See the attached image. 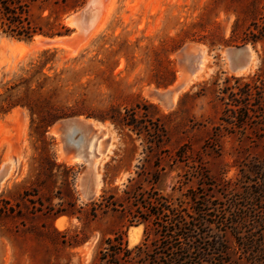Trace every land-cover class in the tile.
Segmentation results:
<instances>
[{
    "label": "rangeland",
    "instance_id": "rangeland-1",
    "mask_svg": "<svg viewBox=\"0 0 264 264\" xmlns=\"http://www.w3.org/2000/svg\"><path fill=\"white\" fill-rule=\"evenodd\" d=\"M90 1L88 9L64 15L63 36H41L32 44L35 38L0 33V173L14 161L0 194L20 211L0 222V264H98L105 240L116 234L129 249L144 243L152 249L157 236L150 230L146 238L145 225H131L125 213L132 193L156 192L192 215L205 207L214 213L241 194L244 176L252 178L249 164L264 160L258 135L264 92L252 90L254 112L242 128L228 110L237 109L232 99H243L230 96L228 87L238 91L234 78L264 82V37L243 43L255 32L252 0H100L101 8L99 0L86 5ZM82 11L78 27L68 24ZM96 21L107 22L93 34ZM62 38L63 44L45 43ZM245 46L257 54V65L235 74L226 52ZM188 48H200L207 59L203 75L191 81L181 62ZM70 49L76 53L69 56ZM178 83L182 88L170 106L153 94ZM132 109L140 131L106 119L111 110L125 116ZM70 118L105 128L87 134L96 133L95 151L106 152L95 171L92 163L67 161L87 146L86 137L74 128L53 132ZM94 174L101 187L86 198ZM109 196L125 211L101 209ZM219 234L227 264H248L236 236Z\"/></svg>",
    "mask_w": 264,
    "mask_h": 264
},
{
    "label": "trees",
    "instance_id": "trees-1",
    "mask_svg": "<svg viewBox=\"0 0 264 264\" xmlns=\"http://www.w3.org/2000/svg\"><path fill=\"white\" fill-rule=\"evenodd\" d=\"M87 0H0V33L18 39L31 41L36 36H63L68 30L62 24L64 15L76 11L86 4ZM258 5L261 7L258 9ZM250 13L257 18L251 22L255 32L247 34L248 39L243 43H256L264 37V0H252ZM258 21H261L260 23ZM63 30H65L63 32ZM47 53H44L46 56ZM49 59L42 64V67ZM235 88L228 87L235 110L228 109L235 114V123L239 128L247 125L250 112H254L249 104L252 90L264 92V82L261 86L255 81L242 83V79H235ZM258 81V80H257ZM261 97H259L260 99ZM259 104L261 124L259 137H264V103ZM138 108V107H137ZM2 110V108H1ZM9 108L4 110L8 112ZM108 116L115 125L140 131L136 119V111L122 116L121 113L111 110ZM60 119V118H58ZM57 119V120H58ZM250 176L246 182L244 176L243 189L237 198L230 199L227 207L209 212L205 209H196L194 215L187 209H176L166 198L156 192L132 193L131 208L127 210V218L131 225L144 224L146 238L150 230L157 239L153 241V248L144 243L129 249L123 235L116 234L105 240L100 251L98 264H119L121 261L135 260L138 264H227L228 247L223 234L229 230L236 236L241 253L246 257L248 264H264V160H255L248 166ZM128 194V193H127ZM104 198V196H102ZM102 203L101 209L125 211L124 204L114 201L113 196ZM113 200V201H112ZM224 205V204H223ZM215 211V210H214ZM195 212V209H194ZM20 214L18 205L0 194V222L8 216ZM210 218V219H209ZM218 233H215L214 231ZM151 245V246H152Z\"/></svg>",
    "mask_w": 264,
    "mask_h": 264
},
{
    "label": "bare ground",
    "instance_id": "bare-ground-1",
    "mask_svg": "<svg viewBox=\"0 0 264 264\" xmlns=\"http://www.w3.org/2000/svg\"><path fill=\"white\" fill-rule=\"evenodd\" d=\"M104 1V0H103ZM91 2V1H90ZM105 2V1H104ZM107 2V1H106ZM107 3H109V2H107ZM111 3V2H110ZM102 2L100 3V0L98 1V4H97V6L99 7L100 6V8H101V6H102ZM107 5V4H106ZM88 6H85V8H87ZM106 8V7H105ZM114 8L115 7H113V10H114ZM109 9H110V7H109ZM105 10V9H104ZM103 10V11H104ZM112 9H110V10H108L107 12H112L113 11ZM99 11V10H98ZM102 11V12H103ZM100 12V11H99ZM102 15V14H101ZM100 18V16L98 15V19ZM97 19V20H98ZM68 21V24H77V25H79V24H81L82 23V21L79 19V17L77 16V14H72L68 19H67ZM99 22V21H98ZM105 22H107V21H102V24L103 23H105ZM102 24H100V23H97V21H96V23L94 24V26H93V34H95V33H98V32H100L101 30H102ZM105 28V27H104ZM81 32V30H80V28H77V32L75 33V34H73V37H76L77 35H78V33H80ZM91 36V35H90ZM93 38H94V36H92ZM91 38V37H90ZM90 38H88V39H90ZM43 39V37H41V36H36L35 37V39H34V42L32 43V44H34L35 42H38V43H40V41ZM66 38H62V39H60V40H65ZM85 42L87 43V41H84V44H85ZM90 43V42H89ZM83 44V43H82ZM87 45H88V43H87ZM32 46V45H31ZM38 46V45H37ZM39 46H40V44H39ZM41 46H42V42H41ZM44 46V45H43ZM42 46V47H43ZM83 46H85V45H83ZM83 46H81V47H83ZM46 48V47H45ZM44 48V49H45ZM53 48V47H52ZM59 48V47H58ZM80 48V47H79ZM36 49H37V47H36ZM40 49V48H39ZM48 49H49V47H48ZM59 49H61V48H59ZM63 49V48H62ZM65 49H68V48H65ZM78 49V48H77ZM79 51V50H78ZM67 52V51H66ZM74 53H76V50L75 51H71V49H70V51H68V55L70 56L71 54L73 55ZM65 56H67L66 54H64ZM68 56V57H69ZM206 61H207V59L206 58H204V60H203V62L201 63V65H200V67L201 68H199V71L197 72V74L196 75H194L193 77H191V79H190V81L191 80H196V79H198V78H200L202 75H203V72H204V70H205V66H206ZM241 62V64H242V62H246V67L244 68V69H242V70H239V71H237V72H234L235 74H240V73H246V72H248V71H250V70H252V69H254L255 67H256V65H257V62H258V58H257V54L256 53H253V50L248 46V52H247V54L246 55H244V56H242V58H240V60H239V63ZM203 64V65H202ZM179 84V83H178ZM178 84H176L174 87H172V88H170V89H174L175 87H177V85ZM176 99V97L173 99V102H174V100ZM166 106H169V105H166ZM76 119V120H75ZM75 119H73L74 120V122H72V124H73V127H74V129L75 130H77V131H79L82 135H83V138H85L86 137V143H87V146L86 147H84V148H82L81 149V151H79V153H78V156H77V158H72V159H68L67 161L69 162V163H74V162H80V161H84V162H86V163H88L89 165H91V163L93 164V166H94V171H95V167H96V165H97V163H98V161L101 159V156L102 155H105L106 154V152H96V151H99V149H100V144H99V137H98V135L96 134V133H93L92 134V136H90L89 138L87 137V134H89V133H91V132H93L92 131V129L90 128V127H88V126H86V125H91L92 127H94V128H97V129H101V128H103L104 129V127H103V125H101V124H95V123H93V122H91V121H88V120H82V119H78V118H75ZM69 121H71V120H69ZM72 126H70L69 128L70 129H72L73 128ZM61 129V124L60 125H57L55 128H54V130H53V132L54 133H57V134H59L60 133V130ZM72 130H70L69 132H71ZM96 138V139H95ZM93 140H95V142H92ZM93 146H96L94 149H92V150H89V149H91V147H93ZM96 150V151H95ZM92 152H94V157L93 158H90V156H91V153ZM97 153V154H96ZM8 163H10L11 164V168L13 167V165H14V161H12V159H11V161H9ZM94 179H93V186L90 188V189H88V190H86V192H85V197L87 198V196H88V194H93V196H96L97 195V192H98V190L100 189V187H101V184H100V182L98 181V183H97V181H96V179H95V174H94ZM133 240H134V238H132ZM132 240V241H133Z\"/></svg>",
    "mask_w": 264,
    "mask_h": 264
},
{
    "label": "water",
    "instance_id": "water-1",
    "mask_svg": "<svg viewBox=\"0 0 264 264\" xmlns=\"http://www.w3.org/2000/svg\"><path fill=\"white\" fill-rule=\"evenodd\" d=\"M90 3L91 2H89V4H87V5L85 4V6L89 7ZM85 11H86V9H85ZM85 11L78 12L76 14L79 18H81L85 15L84 14ZM73 25L78 27V25L75 23ZM45 43L47 45H51L53 43H58V44L62 43L63 44V43H65V41H63V40H59V41L46 40ZM247 52H248V46L227 50L226 53L232 62L231 63V69L233 72H237V71L242 70L246 67V65H247L246 62H242V64H241V62L239 63V60H240V58H242V56L246 55ZM204 55H205V52L203 50H201L200 48H188V49L184 50L182 57H181V62L184 64L185 68L190 73V77H193L199 71L200 65L203 62ZM181 88H182V85L178 84L177 87H175L174 89H168V90L163 91V92H154L153 94L157 99H159L165 105L170 106L173 102V99L176 97V95L181 90ZM73 119L74 118L63 120L61 122V129L65 131L70 126L73 127V124H72V122H74ZM69 120H71V121H69ZM86 126L90 127L92 129V131L96 130V132L103 130V128L97 129V128L92 127L91 125H86ZM10 171H11V164L8 163L0 173V186L8 178ZM90 197H93V194H88L87 198H90Z\"/></svg>",
    "mask_w": 264,
    "mask_h": 264
}]
</instances>
